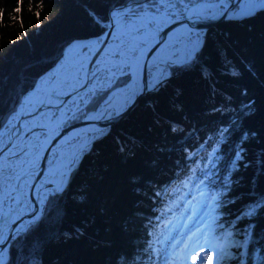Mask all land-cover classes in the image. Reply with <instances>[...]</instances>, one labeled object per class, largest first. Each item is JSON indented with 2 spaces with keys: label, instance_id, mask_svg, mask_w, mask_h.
<instances>
[{
  "label": "trees",
  "instance_id": "obj_1",
  "mask_svg": "<svg viewBox=\"0 0 264 264\" xmlns=\"http://www.w3.org/2000/svg\"><path fill=\"white\" fill-rule=\"evenodd\" d=\"M156 1L0 0V130L68 44L100 36L114 8ZM201 213L216 242H238L218 264H264V6L211 28L191 64L113 123L3 264H186L176 234Z\"/></svg>",
  "mask_w": 264,
  "mask_h": 264
},
{
  "label": "bare ground",
  "instance_id": "obj_2",
  "mask_svg": "<svg viewBox=\"0 0 264 264\" xmlns=\"http://www.w3.org/2000/svg\"><path fill=\"white\" fill-rule=\"evenodd\" d=\"M258 2L238 0L237 6L248 12L256 9ZM227 3V0H219L187 5L183 15L177 17L166 9L125 11V16L112 11L106 33L72 41L65 47L61 59L24 94L11 130L5 134L6 143L0 147V264L6 259L9 243L7 239L1 240L2 236L20 230L26 219L32 221L37 217L46 194L51 190L49 186L60 184L74 152L91 139L87 134L41 149L42 135L58 131L82 98L113 84L124 74L133 76L134 84L122 93L118 91L121 88L113 91L115 94L96 111V120L112 117L122 106H128L136 92L148 89L169 74V63L185 57L186 44L192 36L188 28H181L157 46L149 48L150 44L184 18H192L186 21L187 26H192L196 22L193 17L219 13ZM148 48L145 61L151 66L141 80L135 82L143 60L132 62L129 55L144 53ZM153 63L157 65L152 66ZM36 152L39 156L31 160ZM44 163L40 170L34 169ZM30 165H34L33 168L30 169ZM10 172L13 176L7 179ZM20 179L21 182L16 183Z\"/></svg>",
  "mask_w": 264,
  "mask_h": 264
},
{
  "label": "water",
  "instance_id": "obj_3",
  "mask_svg": "<svg viewBox=\"0 0 264 264\" xmlns=\"http://www.w3.org/2000/svg\"><path fill=\"white\" fill-rule=\"evenodd\" d=\"M215 1H219V0H199L197 2H194L192 4H189L188 6H192L196 3H200V2H215ZM227 4L224 8L223 11L216 13V14H210L208 16H195L193 18L196 19V22L192 25V26H187L186 25V21L191 20L192 18H190L189 20H187L186 18H184L183 20H181L177 25L174 26V28H172L170 31L159 35L153 42L152 44H150L149 48L151 46H157L158 44H160L163 40H165L166 38L173 36L174 34L177 33V31L181 28H188L189 29V33L192 36V39L189 40V42L186 44L187 47V53L185 55V57L181 60H175L172 61L171 63H169V67L170 66H179L181 64H187L189 62V64H191V62L194 60L197 48L199 46V44L201 43L202 39L204 38V36L206 35V33L213 27L217 26V24L219 23H223L226 21H231V20H242L245 19L249 16H251L258 8L262 7L264 4V0H259L258 2V6L256 7V9H253L251 11L248 12H244L242 10H240L237 6V2L238 0H227ZM260 5V6H259ZM262 5V6H261ZM115 10H118L119 8H114ZM129 12H134V11H129ZM120 16H125L126 12H121L120 10L118 11ZM108 30V28L103 32L106 33ZM102 33V34H103ZM90 39V38H89ZM149 48L146 50V52H144L143 54L140 55V59L139 60H143L142 66L140 67L139 71L136 73L137 74V79L135 80V82H139L141 80V78L144 76V74L148 71L149 67L151 66L150 64H148L145 59H147L148 53H149ZM160 62L158 61V64ZM157 65V63H153L152 66ZM133 76H130V80L121 87L120 90H118L119 92L121 91V93L126 90L128 88V86H130L132 83L134 84V80H133ZM169 77H165L160 79L155 85L150 86L148 89H142L138 92H136L135 96L133 97V100L130 102V104H128V106H122V109H120L119 112H117L115 115H113L112 117L109 118H105V119H100V120H96V116L95 113L98 110V108L102 105V103H104L111 95H114V93H110L108 96H106L100 103L99 105L95 108V110L93 111V115L92 117L85 121V122H80V124L73 126L71 128H65L62 127L60 128L58 131H54L52 132L51 135H48L49 132L47 133V135L45 137H42L43 139H41V149H45L50 145L53 144H58V143H64V142H69L71 140L77 139L83 135H87L90 134L91 135V139L84 143V145H82L78 150H76L74 152V154L72 155V157L70 158L69 162L66 165V169H65V174L64 177L62 178V181L60 182V184L58 185H50L49 187H51V190L46 194L45 199L43 201L42 207L37 215V217L32 220V221H28V219H26V223L25 225L20 229V230H14V233L11 234L10 232H8L5 236H2L1 240H9L8 243V247L10 244V240L14 239L16 236L23 234L26 232V230L28 229V227L33 224L34 222H36L40 216L43 213L44 210V206L45 203L47 201V198L49 195L57 193L62 191L65 186L68 183V180L70 178V175L72 173V171L74 170L75 166L81 161L83 155H85L91 145L99 140L100 138H102L107 131L109 130L110 126L115 123L120 121L122 118H124L126 115H128V113L135 107V105L137 104L139 98L145 94L146 92L149 91H154L157 88H159V86L161 84H163ZM17 111V110H16ZM15 111V113H16ZM11 130V128L8 130V132ZM0 148V152H1ZM34 154V153H33ZM32 154V155H33ZM31 155V156H32ZM39 156V154L36 152L31 160H35L37 157ZM34 165H30V169L33 168ZM35 170H40V169H36ZM11 172L7 174V179L11 178ZM13 176V175H12ZM22 179L18 180V182L16 183H20ZM47 187V186H44ZM30 209V207H29ZM8 256V250L6 253V259ZM5 259V260H6ZM5 262V261H4Z\"/></svg>",
  "mask_w": 264,
  "mask_h": 264
},
{
  "label": "rangeland",
  "instance_id": "obj_4",
  "mask_svg": "<svg viewBox=\"0 0 264 264\" xmlns=\"http://www.w3.org/2000/svg\"><path fill=\"white\" fill-rule=\"evenodd\" d=\"M187 5H189V3L185 2L184 0H157L155 4H152L151 7H147V9L152 10V11H160L161 9H166L168 13L177 17V16L183 15L184 9L187 7ZM119 10L121 12L129 11L128 9H118V10L113 9L112 11L118 12ZM109 22H110V19H109ZM109 22H108V25H109ZM141 54H143V52L130 54L129 59L132 60V62H134L137 59H140ZM187 65H189V62L187 64H181L179 66L168 67L169 74H167V76L165 77H170L171 67L182 68V67H186ZM105 88L97 89L95 91H99ZM94 93L95 92H91V94L88 93L84 98L81 99L80 104L75 109H72L69 112V116L63 123L62 127H66L67 125H69L70 121L81 111L80 109L83 108V106L89 101V97L93 95ZM14 115L15 113L7 120L8 125L2 130H0V147L5 145L6 143L5 134L6 132H8V130L12 126ZM46 135L47 133H44L42 137H45ZM45 164L46 163L40 166H36L34 168L41 169L45 166ZM205 228H206L205 215L204 213L203 214L201 213L200 215H198L197 219H195V221L191 223L190 228L186 232L179 231V233L176 234L177 241H179L180 244H183V246L187 250L186 258H185L186 264H206L205 257L207 255L212 256L213 258L212 264H218L222 255H225V256L229 255L231 253V249H233L234 247H236V245H238L237 240L233 237L227 240H224L221 244L218 242H213L212 237L205 231ZM193 257H197V259L194 261Z\"/></svg>",
  "mask_w": 264,
  "mask_h": 264
},
{
  "label": "snow or ice",
  "instance_id": "obj_5",
  "mask_svg": "<svg viewBox=\"0 0 264 264\" xmlns=\"http://www.w3.org/2000/svg\"><path fill=\"white\" fill-rule=\"evenodd\" d=\"M21 26H23V25H21ZM197 259V257H193V260L195 261ZM212 256L211 255H207L206 257H205V261H206V264H212Z\"/></svg>",
  "mask_w": 264,
  "mask_h": 264
}]
</instances>
